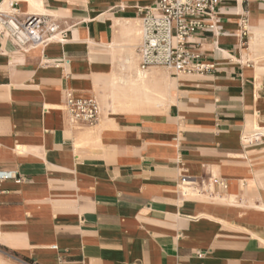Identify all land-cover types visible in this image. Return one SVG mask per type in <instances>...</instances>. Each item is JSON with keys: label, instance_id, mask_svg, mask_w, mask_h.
Returning a JSON list of instances; mask_svg holds the SVG:
<instances>
[{"label": "crops", "instance_id": "1", "mask_svg": "<svg viewBox=\"0 0 264 264\" xmlns=\"http://www.w3.org/2000/svg\"><path fill=\"white\" fill-rule=\"evenodd\" d=\"M155 1L0 0L67 27L44 47L0 34V169L20 177L0 182V247L14 255L0 260L264 264V0H220L215 28L189 38L212 67L162 68L174 99L160 112L104 115L102 86L127 72ZM68 90L96 99L97 123L70 122ZM184 176L227 187L185 192Z\"/></svg>", "mask_w": 264, "mask_h": 264}, {"label": "built area", "instance_id": "2", "mask_svg": "<svg viewBox=\"0 0 264 264\" xmlns=\"http://www.w3.org/2000/svg\"><path fill=\"white\" fill-rule=\"evenodd\" d=\"M220 0H157L140 10L141 37L136 48L139 68L160 66L178 73L202 72L209 64L196 61L199 55L189 47V38L201 29H214L213 13ZM8 11L0 10V34L20 48L44 47L52 42H64L67 27H61L53 15L22 13L12 2ZM63 108L71 123L94 125L100 117V106L94 97L65 93ZM255 139H251L250 142ZM14 169H0V182L18 180ZM181 185L197 194H214V186L226 189L225 180L211 177L207 181L184 176ZM182 190V189H181ZM184 191V190H183ZM187 192V191H185Z\"/></svg>", "mask_w": 264, "mask_h": 264}, {"label": "bare ground", "instance_id": "3", "mask_svg": "<svg viewBox=\"0 0 264 264\" xmlns=\"http://www.w3.org/2000/svg\"><path fill=\"white\" fill-rule=\"evenodd\" d=\"M136 34L138 37H141L140 25L136 29ZM249 46L252 47V42ZM259 56L255 60L264 58V55ZM125 58L124 66L127 72L123 75H112L107 78L106 83L102 86L105 94L100 99L104 106V115L107 112L113 114L117 112H160L169 102L173 101V91L169 88L170 82L166 71L141 70L137 65V54ZM151 68L161 67L155 66ZM107 97H111V103L106 101ZM254 128L259 129L256 123L254 124ZM0 264L12 263L0 260Z\"/></svg>", "mask_w": 264, "mask_h": 264}, {"label": "rangeland", "instance_id": "4", "mask_svg": "<svg viewBox=\"0 0 264 264\" xmlns=\"http://www.w3.org/2000/svg\"><path fill=\"white\" fill-rule=\"evenodd\" d=\"M4 5H6V3L4 4ZM158 67H160V66H158ZM166 69V68H164V67H161V68H155V69H153V70H160V71H162V72H164L165 70H163V69ZM167 72V71H166ZM167 77H168V79H169V75H168V73H167ZM106 83V82H105ZM104 83V84H105ZM73 124V123H72ZM76 125H80V124H76ZM81 126V125H80ZM84 126H89V125H84ZM255 137L256 136H254V137H252L251 139H255ZM253 141H255V140H253ZM186 191L187 192H189V193H194V194H197L198 192L196 191V190H190V189H186ZM3 257H5V258H14V255L12 254V253H9V252H6L5 250H3L1 247H0V258H3ZM5 258H3V259H5ZM7 260V259H6Z\"/></svg>", "mask_w": 264, "mask_h": 264}]
</instances>
